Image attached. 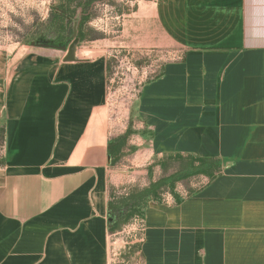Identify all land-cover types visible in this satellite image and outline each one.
<instances>
[{
  "label": "crops",
  "instance_id": "1",
  "mask_svg": "<svg viewBox=\"0 0 264 264\" xmlns=\"http://www.w3.org/2000/svg\"><path fill=\"white\" fill-rule=\"evenodd\" d=\"M141 11L153 47L178 56L140 87L133 137L148 165L193 155L221 173L178 205H148L140 264H264V0ZM65 57L34 47L8 66L0 57V264H108V142L122 134L110 131L105 57L80 47Z\"/></svg>",
  "mask_w": 264,
  "mask_h": 264
},
{
  "label": "rangeland",
  "instance_id": "2",
  "mask_svg": "<svg viewBox=\"0 0 264 264\" xmlns=\"http://www.w3.org/2000/svg\"><path fill=\"white\" fill-rule=\"evenodd\" d=\"M58 0H0V57L5 66L19 50L31 48L38 25L44 23L53 4ZM152 0H104L97 2L88 24L92 40L78 43L76 48L96 51L105 57L107 73L106 105L112 135L124 134L131 127L133 134L127 140L124 153L110 174V193L115 197L131 189H143L159 179L163 173L156 162L145 156L147 145L135 140L133 129L134 103L140 87L155 78L164 64L177 60L178 50L167 42L153 47V39L160 42L152 21L142 18V8ZM152 6L153 5H149ZM153 37V38H152ZM9 57V58H8ZM4 59V58H3ZM2 59V62H3ZM1 62V60H0ZM136 129V128H135ZM144 140V139H143ZM131 141V142H130ZM3 143L0 139V161ZM142 152V153H141ZM204 176L190 180L193 189L206 184ZM175 192L185 197L187 192L178 183ZM163 203H172L168 193ZM141 220L134 218L116 233H109L108 264H140L139 251Z\"/></svg>",
  "mask_w": 264,
  "mask_h": 264
},
{
  "label": "trees",
  "instance_id": "3",
  "mask_svg": "<svg viewBox=\"0 0 264 264\" xmlns=\"http://www.w3.org/2000/svg\"><path fill=\"white\" fill-rule=\"evenodd\" d=\"M58 1V4L51 6L46 21L37 26L34 41L60 45L67 42L73 32H76L79 43L92 40L90 38L92 31L88 24L93 18L92 11L95 4L104 0ZM132 134L131 127H128L124 134L108 142V154L112 158V165L118 161L119 157H115L124 150L127 140ZM0 139L3 143V129L1 128ZM157 165L163 175L148 187L131 189L125 195L119 197H115L110 193L107 207L113 220L108 226L109 233L120 231L123 226L134 218L142 221L148 205L150 203L162 204L165 193H168L172 197L173 203L178 205L185 198L199 192L221 173L218 161L193 155H170L164 157ZM198 176H204L207 182L200 188L193 189L190 180ZM178 183L187 192L185 197H181L175 192V186ZM134 249V251H139V245H136Z\"/></svg>",
  "mask_w": 264,
  "mask_h": 264
},
{
  "label": "water",
  "instance_id": "4",
  "mask_svg": "<svg viewBox=\"0 0 264 264\" xmlns=\"http://www.w3.org/2000/svg\"><path fill=\"white\" fill-rule=\"evenodd\" d=\"M78 43H79V40L78 38H76V32H73L71 38L67 42L60 44V45L47 44V43L33 41L30 43V46L34 48H43V49L62 51L66 54L65 61L70 62L74 60V52H75V49Z\"/></svg>",
  "mask_w": 264,
  "mask_h": 264
}]
</instances>
